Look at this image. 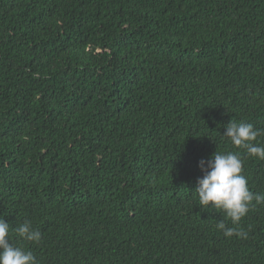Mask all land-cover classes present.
I'll return each mask as SVG.
<instances>
[{
	"label": "trees",
	"instance_id": "1",
	"mask_svg": "<svg viewBox=\"0 0 264 264\" xmlns=\"http://www.w3.org/2000/svg\"><path fill=\"white\" fill-rule=\"evenodd\" d=\"M230 121L264 146V0H0V218L38 264H264V204L225 237L194 193L217 151L264 195Z\"/></svg>",
	"mask_w": 264,
	"mask_h": 264
},
{
	"label": "clouds",
	"instance_id": "2",
	"mask_svg": "<svg viewBox=\"0 0 264 264\" xmlns=\"http://www.w3.org/2000/svg\"><path fill=\"white\" fill-rule=\"evenodd\" d=\"M262 135L253 124L245 122H229L221 136L233 146L244 149L249 158L264 161V146L255 143ZM202 177L196 181L194 193L200 208L219 210L225 214L234 227H228L224 220L216 222V229L225 237L236 236L247 238V233L239 227L249 208L264 204V195L254 194L249 190L248 181L242 174L243 161L239 154L233 152H217L207 160L199 162ZM19 238L33 243L41 239V232L25 221L11 229ZM10 225L0 218V264H38L32 251L17 247L10 242Z\"/></svg>",
	"mask_w": 264,
	"mask_h": 264
}]
</instances>
